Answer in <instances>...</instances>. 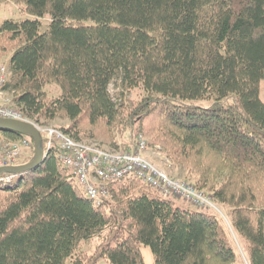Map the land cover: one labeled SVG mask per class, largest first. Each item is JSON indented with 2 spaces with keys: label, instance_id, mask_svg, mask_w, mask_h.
I'll return each instance as SVG.
<instances>
[{
  "label": "trees",
  "instance_id": "1",
  "mask_svg": "<svg viewBox=\"0 0 264 264\" xmlns=\"http://www.w3.org/2000/svg\"><path fill=\"white\" fill-rule=\"evenodd\" d=\"M9 1L22 12L0 25L3 88L15 105L34 121L69 119L62 129L78 140L94 136L87 127L107 138L125 105L111 83L139 90L141 129L229 208L249 264H264V0ZM1 136L33 142L12 130ZM108 189L97 204L56 148L0 180V264H147L143 245L155 264H239L213 208L178 205L135 176ZM106 232L98 253L83 248Z\"/></svg>",
  "mask_w": 264,
  "mask_h": 264
},
{
  "label": "built area",
  "instance_id": "2",
  "mask_svg": "<svg viewBox=\"0 0 264 264\" xmlns=\"http://www.w3.org/2000/svg\"><path fill=\"white\" fill-rule=\"evenodd\" d=\"M7 76L3 67L0 71V117L34 123L43 135L45 150L57 149L63 164L75 172L86 194L97 204L103 203V199L109 196V183L126 176H135L165 196L182 198L198 207L220 211L212 195L207 196L203 190L188 182L172 179L145 157L143 152L147 148V141L142 137L138 138L135 147L123 150L109 148L95 141L78 140L61 127L36 124L16 105L14 107L10 104L14 103L13 93L3 88ZM5 141L0 139V168L21 164L26 150L33 145L32 140L26 136L11 142ZM1 142L6 145L2 146ZM16 177L17 174L7 173L0 180L10 182Z\"/></svg>",
  "mask_w": 264,
  "mask_h": 264
},
{
  "label": "rangeland",
  "instance_id": "3",
  "mask_svg": "<svg viewBox=\"0 0 264 264\" xmlns=\"http://www.w3.org/2000/svg\"><path fill=\"white\" fill-rule=\"evenodd\" d=\"M21 16H22V12L17 4L9 0L0 2V25L4 22V20L8 18H18ZM47 22L48 19H45V23ZM0 59H2L0 64V71L4 67L7 75H9V69L7 66L8 56H4ZM46 90L48 91L50 96H58L61 93V88L56 84L47 85ZM110 90L114 99L118 103H125L123 107L124 110H122L121 122L118 124L117 127L112 129L111 135L108 136L107 138H105L98 129L96 130V129H92L91 127H87L88 135H94V136L93 137L84 136L82 139L86 140L87 142L95 141L109 148H115V149L122 148L123 150H125L128 144H132L133 142H135L136 145L138 138L142 137L147 141V148L143 152V155H145V157H147L150 161H152L154 164H156L158 167L164 170L172 179L188 182L194 185L196 188H198V186H196L195 181L187 177V170L184 167L175 164L170 159L167 152H165L163 146L161 144L152 143L151 142L152 137L141 129L140 121L142 119V115H140L136 107L143 99L144 94L139 90L127 91L122 86L120 78L114 80L111 83ZM260 96L264 101V79H262L260 83ZM233 102H234V98L230 97L227 101H224L221 104L228 105ZM188 103L200 105V106H206L207 108L215 106V104L212 103V101H208V100H193V101L190 100L188 101ZM10 104H12L15 107L14 103L10 102ZM131 115L134 116L133 121L131 119ZM34 122H37L36 124L40 126H55L61 128L70 124L69 119L62 117H58L57 119L48 122L43 120L39 122L38 121H34ZM0 139H6L5 142L15 141L14 139H9L3 136H1ZM4 145H6V143L3 142L2 146ZM135 145L133 147H135ZM32 158H33L32 147H30L29 149L26 150V153L21 158V162L22 163L28 162ZM198 189L203 190V192L207 196L212 195L209 189H202V188L201 189L198 188ZM172 198L175 199L178 205H185L186 201H184L183 199H179L174 196H172ZM217 204L220 207V211L215 209L212 211L218 214L226 224L230 238L237 251L239 264H249L246 246L231 227V223L229 220L230 214L228 212L229 208L224 206L223 204H219L218 202ZM109 240L110 237L107 235L106 232L103 235H97V237L94 238L93 240L83 241L82 242L83 248L88 252L96 254L100 250V244L107 243ZM142 249L146 259V263L155 264L154 256L151 249L145 245L142 246ZM98 261H99L98 264H111L108 260L103 258H99Z\"/></svg>",
  "mask_w": 264,
  "mask_h": 264
},
{
  "label": "water",
  "instance_id": "4",
  "mask_svg": "<svg viewBox=\"0 0 264 264\" xmlns=\"http://www.w3.org/2000/svg\"><path fill=\"white\" fill-rule=\"evenodd\" d=\"M0 130H12L22 135H29L33 139L35 149L33 158L30 161L18 164L16 166L1 167L0 177L7 173L20 174L24 171L39 166L43 162L46 156L44 139L41 131L34 123L0 117Z\"/></svg>",
  "mask_w": 264,
  "mask_h": 264
}]
</instances>
